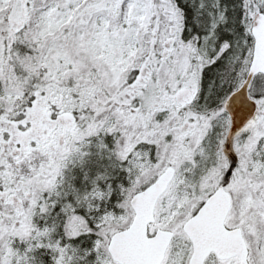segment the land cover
I'll return each mask as SVG.
<instances>
[{
  "label": "snow or ice",
  "instance_id": "obj_1",
  "mask_svg": "<svg viewBox=\"0 0 264 264\" xmlns=\"http://www.w3.org/2000/svg\"><path fill=\"white\" fill-rule=\"evenodd\" d=\"M0 264H264V0H0Z\"/></svg>",
  "mask_w": 264,
  "mask_h": 264
}]
</instances>
